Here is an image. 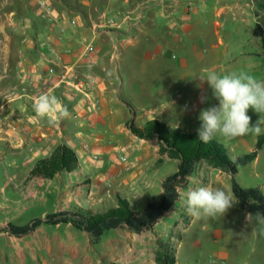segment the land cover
<instances>
[{"label": "crops", "instance_id": "crops-1", "mask_svg": "<svg viewBox=\"0 0 264 264\" xmlns=\"http://www.w3.org/2000/svg\"><path fill=\"white\" fill-rule=\"evenodd\" d=\"M37 1L0 0L1 215H17L25 209L20 208L19 200L24 193H40L36 185L43 187L44 194L49 192L51 183L67 177L93 184L98 191L107 185L117 188L121 184H129L132 189L135 175L116 180L114 176L121 168L109 164L119 165L116 152L121 147L137 150L136 142L144 141L132 135L126 123L132 114L137 126L157 120L171 130L196 129L203 105L199 97L205 93L206 84H202L201 93L194 99L196 81L189 78L193 69L187 62L194 53L203 57L205 50L197 51L199 40L210 43L212 49L222 43L218 17L229 7L220 0L218 6L208 0H52L49 20L42 16ZM251 1L244 0V4ZM127 11L138 14L128 24L116 29L93 26L95 22L106 25V15L120 19ZM71 20L76 21L74 26ZM173 51H181V57H175ZM63 67L75 80L88 82L87 94L69 95L50 89L55 78L49 81L46 74L60 72ZM21 73L30 75L33 85L25 96L7 101L6 91L25 83ZM42 93L55 95L70 116L54 124L49 123L48 117H37L33 102ZM94 100L98 107L92 110L89 106ZM188 100L192 103L186 111ZM144 142L148 146L138 158L155 159L159 152L157 140ZM82 143L89 144V151L83 150ZM59 144L76 153L79 168L52 179L28 178L34 163ZM92 154L99 155V161L93 162ZM165 176L158 178L153 193L148 188L142 196L150 198L159 192ZM144 177L149 185L151 175ZM53 213L56 212L50 214ZM7 224L23 226L6 218L0 223V232H7ZM253 226L258 232L260 226ZM217 234L221 235V230ZM224 255L229 258V252ZM128 259L131 263L136 258Z\"/></svg>", "mask_w": 264, "mask_h": 264}, {"label": "rangeland", "instance_id": "rangeland-1", "mask_svg": "<svg viewBox=\"0 0 264 264\" xmlns=\"http://www.w3.org/2000/svg\"><path fill=\"white\" fill-rule=\"evenodd\" d=\"M46 1L51 4L52 0ZM220 1L229 6L218 17L221 24L219 38L222 43L212 49L210 43L199 40L197 51L204 49L203 57L194 53L187 62L193 69L189 78L192 76V80L196 81L194 99L201 93L202 84H206L204 91L209 99L201 109L219 104L212 97L208 84L199 80L205 76L206 69H214L221 75L244 72L258 80H264V54L259 46L261 32L258 29V26L261 27L264 33V0H248L251 4H244V0ZM220 1L208 0L211 5L217 6ZM233 4L239 6H231ZM172 53L175 57H181V51ZM191 103L188 100L186 106L191 107ZM135 113H140V110ZM247 114L251 117L252 125L260 119L264 122V115L254 109L250 108ZM130 119H133L132 114ZM261 127L264 129V123ZM256 137L257 135L249 134L227 139L218 135L213 140L235 162L239 156L254 149ZM136 145L137 150L123 149L126 156L125 167L115 162L109 163L121 168V174L118 172L117 177L114 176L116 180L125 175H135L132 189L129 184H121L117 186L118 189L107 185L106 189L98 191L93 184L90 186L79 178L67 177L60 182L51 183L47 193L42 194L43 187L38 185L35 189L40 193H24L19 205L25 209L17 215L0 214V223L9 218L17 224L25 225L34 218H44L51 212H63L77 207L102 210L115 203L114 191L127 198L133 208L143 209L149 198L142 196V193H146L148 188L153 193L158 178L176 171L177 163L169 161L159 152L155 159L148 157L142 161L138 157L148 145L144 141H138ZM145 174L151 175L149 185L145 183ZM221 175L222 172L209 163L197 162L190 176L197 183L192 184L187 179V188L181 191L179 200L156 223L153 231L135 234L127 229L110 230L96 242L70 224L42 225L20 238L0 232V264H156L155 256L160 247L174 255L175 264H264V232L260 228L257 229L258 232H254L255 223L248 224L244 220L245 211L238 208L236 203L223 217L217 216L215 219L196 220L187 213L185 193L190 188L212 186L232 193L230 175ZM235 180L242 188H259L264 193V146L255 160L237 167ZM218 230H221V235L217 234ZM226 251L229 252V258L224 255ZM128 258L136 259L128 263Z\"/></svg>", "mask_w": 264, "mask_h": 264}, {"label": "trees", "instance_id": "trees-1", "mask_svg": "<svg viewBox=\"0 0 264 264\" xmlns=\"http://www.w3.org/2000/svg\"><path fill=\"white\" fill-rule=\"evenodd\" d=\"M258 29L261 32L259 46L264 54V33L261 27L258 26ZM200 124L201 121L198 120L195 130L182 131L171 130L157 120L146 121L142 126H137L132 119L128 120L126 127L132 135L144 141L156 139L159 154L177 162L176 171L162 179L161 190L149 198L143 209L133 208L127 198L114 191L115 203L102 210L94 211L77 207L48 214L44 218H35L23 226L7 224L6 231L20 238L34 232L42 225L70 224L76 230L88 234L93 242L98 241L110 230L127 229L135 234L153 231L156 223L179 200L181 191L187 188V179L193 174L195 164L199 161H205L230 175L231 192L234 194L238 208L246 213L259 212L264 215V193L259 188H242L235 180L237 167L256 159L264 146V133L257 135L253 150L239 156L234 162L213 139L207 143L198 139L197 129ZM78 168L76 153L65 144H59L48 156L34 163L28 178L52 179L59 173H71ZM174 262V255L160 247L155 256V263L174 264Z\"/></svg>", "mask_w": 264, "mask_h": 264}, {"label": "clouds", "instance_id": "clouds-1", "mask_svg": "<svg viewBox=\"0 0 264 264\" xmlns=\"http://www.w3.org/2000/svg\"><path fill=\"white\" fill-rule=\"evenodd\" d=\"M204 71L205 76L200 80L208 84L212 97L219 104L200 110L198 139L207 143L218 135L227 139L249 134L260 135L264 130L261 127L264 122L260 119L252 125L247 113L251 108L264 115V80H258L244 72L221 75L214 69ZM208 99L207 94L202 92L199 102L204 104ZM60 103L55 95L42 93L34 98L33 109L37 117H48L49 123L54 124L57 120L70 116L67 107H60ZM185 110H188L187 106ZM188 179L192 184L197 183L192 177ZM185 195L187 213L196 220L223 217L237 202L234 194L212 186L193 187ZM245 220L248 224L260 226V231L264 232V215L261 213H246Z\"/></svg>", "mask_w": 264, "mask_h": 264}, {"label": "built area", "instance_id": "built-area-1", "mask_svg": "<svg viewBox=\"0 0 264 264\" xmlns=\"http://www.w3.org/2000/svg\"><path fill=\"white\" fill-rule=\"evenodd\" d=\"M37 5L39 9L41 10V14L43 17L51 20L52 18V13L53 9L51 5L46 1V0H38ZM134 15V16H133ZM138 14L134 11H127L124 12L120 19L117 18L116 15H106L105 17V24L106 25H101L98 22L94 23V28L99 29V28H118L120 25H125L128 24L132 18L137 17ZM134 20V19H133ZM71 25H75L76 21L71 20L70 21ZM23 77L25 80V83L20 84V85H14L11 88H9L6 93L5 97L7 101H14L22 96H25L28 94L29 88L33 85V81L31 79V76L26 74V73H21L20 78ZM55 78V81L52 83L50 89L51 90H63L69 95H74L77 93L81 94H87V85L88 82L84 80H75L72 76L69 75V70L66 67H63L60 72H53L49 71L45 79L51 81L52 78ZM90 109L94 110L98 107V101L94 100V102L89 106ZM82 148L85 151H89L90 146L87 143H82ZM91 159L93 162L99 161V155L97 154H92L90 155ZM116 160L119 165H124L125 167V162H126V156L123 153V149H118L116 152Z\"/></svg>", "mask_w": 264, "mask_h": 264}]
</instances>
